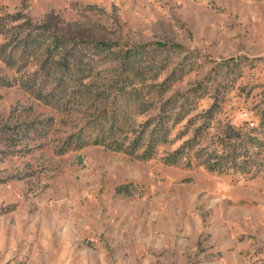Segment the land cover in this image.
Segmentation results:
<instances>
[{
	"label": "rangeland",
	"instance_id": "obj_1",
	"mask_svg": "<svg viewBox=\"0 0 264 264\" xmlns=\"http://www.w3.org/2000/svg\"><path fill=\"white\" fill-rule=\"evenodd\" d=\"M47 29L150 62L149 110L116 116L122 149L98 120L131 71L84 67L83 101L46 103ZM0 264H264V0H0Z\"/></svg>",
	"mask_w": 264,
	"mask_h": 264
},
{
	"label": "trees",
	"instance_id": "obj_2",
	"mask_svg": "<svg viewBox=\"0 0 264 264\" xmlns=\"http://www.w3.org/2000/svg\"><path fill=\"white\" fill-rule=\"evenodd\" d=\"M47 32L48 37L52 38L53 49H47H50V51L47 52L46 57L41 63L42 73H40L38 78L35 79V84L37 85V90L39 92L38 97L46 103H52L56 106H59L62 103H66L67 98V103L71 102V95L74 96L73 99L77 103L78 101H83L81 95H83V93H89L85 88L90 89V87L83 82L84 67L98 68L99 65H102L103 67V65H105L108 60L117 62V59H119L122 65H124V67L128 69L127 71H131V75H122V80L124 81H122V83L116 88V93L118 92V94L115 93L112 96L111 94H109L108 96L110 97L108 104L110 107L106 112L107 114H113L112 118H110L109 120H103L102 118L98 120L100 122L98 129L99 142L106 144V139H115L113 143L111 142V144H115L116 148L122 149L123 144L118 142L116 139L132 133L129 129V131L122 129L123 127L121 126V122L116 116H118L119 113H121L123 110H126L127 107L135 109L138 113H144L149 110L150 106H146L143 100H140V98H138V94L135 90V84L139 82V85H145L146 80L156 78V74H152L151 72L153 71V68L150 66V62L146 61L147 67L143 69H139L137 66H135L133 56H135L137 53H142L140 47L119 50L116 52V50L113 48L116 42H107L102 44H95L96 46L93 47V50L94 53H97L94 55H90L85 50H83V46L79 45L78 41L71 38L67 39L64 34L56 32L55 30L47 29ZM31 39L32 38L26 39V43L24 44L26 47H24V45L22 47H17L16 54H18L20 58L24 59L26 56L34 52L33 49L28 50L32 44L30 42L32 41ZM40 40L39 38L36 40L38 42V44L36 45L38 49L43 45L42 41H44ZM117 54H119L120 56H118ZM8 55L10 56V53H8ZM8 62L11 66H14V61L8 59ZM149 71L151 73H149ZM87 73V75H90V72ZM124 83L130 84L132 86L131 90H123L121 88V85ZM157 86L160 87L159 90L162 91V93L167 91V85L160 83ZM152 87H154L152 84L148 85V92L151 91L150 88ZM169 101V104H173L172 108L176 110L177 106L176 104H174L175 102L171 99ZM136 102H139V104H136ZM109 114L107 116H109ZM122 117H124V115ZM132 120L133 122L135 121L134 118H132ZM150 122H153V120H148L142 123L141 129L132 128L133 132H138L139 134L136 137L138 139L130 143V150L135 151L140 146H143L144 133H146V131L148 130V125L150 126ZM165 125L166 123L163 119L158 122L155 128H152L150 130V135L148 137L149 142L147 143V147L149 146L147 149L149 153L153 151L154 147L159 144L161 140H167L166 136L168 131ZM125 131H128V133L122 134Z\"/></svg>",
	"mask_w": 264,
	"mask_h": 264
},
{
	"label": "built area",
	"instance_id": "obj_3",
	"mask_svg": "<svg viewBox=\"0 0 264 264\" xmlns=\"http://www.w3.org/2000/svg\"><path fill=\"white\" fill-rule=\"evenodd\" d=\"M254 123L253 122H251V125H253Z\"/></svg>",
	"mask_w": 264,
	"mask_h": 264
}]
</instances>
